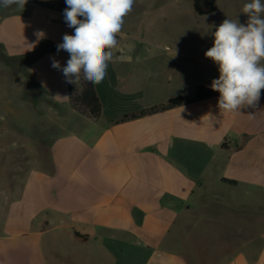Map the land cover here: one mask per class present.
Listing matches in <instances>:
<instances>
[{
  "label": "crops",
  "instance_id": "obj_1",
  "mask_svg": "<svg viewBox=\"0 0 264 264\" xmlns=\"http://www.w3.org/2000/svg\"><path fill=\"white\" fill-rule=\"evenodd\" d=\"M57 14L0 22V264H264L262 97L236 113L217 94L120 121L219 77L201 51L127 37L95 85L100 117L80 113L52 67L70 57L48 27L74 34ZM22 115L29 140L3 125Z\"/></svg>",
  "mask_w": 264,
  "mask_h": 264
},
{
  "label": "clouds",
  "instance_id": "obj_2",
  "mask_svg": "<svg viewBox=\"0 0 264 264\" xmlns=\"http://www.w3.org/2000/svg\"><path fill=\"white\" fill-rule=\"evenodd\" d=\"M27 3L28 0H0V8L15 4L23 10ZM65 3L64 20L74 34H65L57 51H66L70 58L62 68L54 59L52 67L62 71L68 83L77 85L83 75L86 81L98 85L114 60V52L119 48L117 37L135 0H65ZM242 12L247 15V22L223 20L212 33V47L204 53L218 66L219 77L210 87L219 93L220 112L255 108L264 90V0H250ZM43 35L37 33L38 37Z\"/></svg>",
  "mask_w": 264,
  "mask_h": 264
},
{
  "label": "rangeland",
  "instance_id": "obj_3",
  "mask_svg": "<svg viewBox=\"0 0 264 264\" xmlns=\"http://www.w3.org/2000/svg\"><path fill=\"white\" fill-rule=\"evenodd\" d=\"M39 1L53 2L54 0H28L23 10L19 9L15 4L11 7L0 8V22L14 15L31 17L33 10L40 6L43 7V5L37 3ZM248 2L250 0H217V11L214 14L200 16L194 12L192 0H135L134 7L124 18L122 31L117 37L119 46H127L128 38L136 40L145 38L146 41L157 48H162L165 45L175 48V44H179L183 46L184 50L205 53L213 45L212 33L223 20L238 19L242 24L247 22L248 17L242 12V9L244 4ZM62 17V15L57 14L59 23L65 22V20L61 19ZM64 28L61 29V27L55 26V29H53L49 26V32L47 33L49 36L52 34V38L62 43L63 36L70 33L69 29L65 30ZM3 37L6 41H10V38H6V35L3 34ZM41 41L44 44L51 43L47 39H42ZM136 47H138L137 43ZM63 53L65 52L55 53L54 59L57 60L59 55ZM77 87L81 90L80 81L77 83ZM41 115L42 117L44 116L42 113ZM26 118L25 115H22L18 120H16L17 118L15 121L12 118H7L2 122L4 126H10L13 122V126L23 133V138L29 140V138H32V135H30L31 124L30 122L28 124ZM35 120L38 121L37 118ZM53 132L51 137L54 136ZM4 133L8 134L7 136L10 135L6 131ZM18 168L22 170L20 164ZM17 180L21 183L23 178L18 177Z\"/></svg>",
  "mask_w": 264,
  "mask_h": 264
},
{
  "label": "trees",
  "instance_id": "obj_4",
  "mask_svg": "<svg viewBox=\"0 0 264 264\" xmlns=\"http://www.w3.org/2000/svg\"><path fill=\"white\" fill-rule=\"evenodd\" d=\"M194 12L200 16L212 15L217 11V0H192ZM40 5L48 7L52 10L63 13L66 6L64 0H54L50 1H39L37 2ZM81 82V90L77 87L76 84L68 83L69 90V102L72 108L80 113L88 114L90 117L98 118L102 112V104L99 100V96L97 94L95 85L86 81L81 75L79 80ZM219 94L216 91H213L211 88L198 85L196 88V92L193 96H175L170 98L166 103L162 105H153L147 110H141L136 113L131 112L124 114L120 121H126L129 119H137L143 117L150 113H157L160 111H164L175 106H182L186 104H190L196 101H202ZM261 97L264 101V90L261 91ZM264 105V103H263ZM224 146H226L224 144ZM223 146V147H224ZM226 182H230L226 180ZM232 183H236L235 181H231ZM77 236H81L79 233H76ZM84 239L86 236H82Z\"/></svg>",
  "mask_w": 264,
  "mask_h": 264
}]
</instances>
